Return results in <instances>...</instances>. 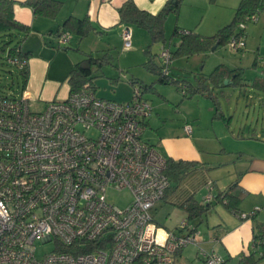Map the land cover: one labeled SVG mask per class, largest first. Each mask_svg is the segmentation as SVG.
<instances>
[{"label": "built area", "instance_id": "built-area-1", "mask_svg": "<svg viewBox=\"0 0 264 264\" xmlns=\"http://www.w3.org/2000/svg\"><path fill=\"white\" fill-rule=\"evenodd\" d=\"M248 22L258 23L259 15ZM122 38L131 49L129 29ZM71 39L65 33L57 42ZM246 46L242 35L227 47L240 53ZM159 57L163 76H170L171 50L164 46ZM8 62L19 73L28 67L19 56ZM128 83L127 102L99 97L88 82L41 111H33L25 91L16 97L0 92V264H175L181 250L198 244L197 229L187 221L173 232L154 219L171 185L167 159L144 139L152 104L139 84ZM110 189L130 191V203L110 202ZM38 241L53 250L39 258ZM198 255L206 264L225 262L203 249Z\"/></svg>", "mask_w": 264, "mask_h": 264}, {"label": "crops", "instance_id": "crops-1", "mask_svg": "<svg viewBox=\"0 0 264 264\" xmlns=\"http://www.w3.org/2000/svg\"><path fill=\"white\" fill-rule=\"evenodd\" d=\"M13 1L16 3L14 6L16 20L31 28V31L25 37L22 49L30 54L28 60L30 77L25 93L32 104H39L43 109L51 101L66 100L71 94V84L69 82L71 71L76 64L87 59L89 55L98 58L96 57L98 52L109 51L110 54L108 55L112 56V64L108 66H113L112 51L123 42L122 35L126 29L133 30L131 31V51L140 56L138 63L155 80L146 83L145 80L148 77L147 79L143 78L142 74H136V71L131 72V76H129L128 71L124 75L128 79L141 82L143 85H152L157 82V77L146 69L145 63L150 61V56H153L155 62L160 65L159 55L158 58L155 57L152 48L158 44L162 46V43L154 44L151 35L142 28L121 23L119 10L128 0H57L63 4V7L56 19L36 16L31 8L22 5L27 0ZM168 1L134 0L135 5L140 10L153 15L159 14ZM240 1L235 0V3H227L231 5L233 11V9H237L236 7ZM189 2L202 3L203 6H208V0H185L179 15L171 14L168 17L165 30L170 20H174L172 18H176V28L180 31L194 32L203 37H212L221 30L220 15L223 3L220 0L216 2L217 5L218 3L222 4L219 5L220 11H216L214 20L211 19L205 26L196 21L194 12H191V15L192 19L195 18V21L187 22V16L190 15L187 14ZM209 9L212 15L217 7L210 4ZM196 14L198 16V13ZM69 18H88L93 30L83 40L72 35V39L67 45L59 46L56 33L62 29ZM202 18L206 19L205 16H202ZM197 30L201 32L199 33ZM262 37L263 34H261ZM166 38L168 42L164 43V46L171 48L172 51H175L181 44V36H171L169 38L166 35ZM103 43L105 45L101 48L100 46ZM246 45L245 51L239 53L244 58L247 57L246 54L249 49L247 40ZM99 47L102 50H97L95 53V49H99ZM213 48L207 52L189 57H176L174 59L175 64L176 61L180 60L183 63L172 65L173 72L176 71L177 76H174L172 71L171 76L176 80L186 81L182 75L186 74L187 66L191 60L192 63L195 62L198 67H201L202 73L200 74L205 77L210 76L220 65H226L231 69H243L246 74L247 70L243 68L241 61L237 63L234 59L226 60L225 57H218L220 46L216 50H213ZM148 50L151 52L150 56L146 53ZM251 52L254 54L253 69L264 68V64L263 66L258 64L255 67V61L258 57L264 60L262 57L264 54L262 39L256 50L252 49ZM211 58L215 63L211 74L206 76L203 71L207 66L206 61H210ZM128 65H131L126 66L131 71L136 66L133 63H128ZM122 72V70L119 71V73ZM194 79L192 83L197 84L198 79ZM262 79H264V75L252 79L246 77V80L251 81L250 83ZM118 80L113 79V84L117 83ZM185 83L188 84V81ZM93 85L97 95H100L99 97L111 100L116 98V91L112 94L104 92L101 95L97 84L93 82ZM242 89H244L242 93L243 97L246 98L247 105V109L241 111L244 118L237 117L240 110H238L239 108L233 110L231 106L232 98L228 96L226 89L216 91L225 120L217 116L216 106L208 98L196 96L188 100L183 98V94L182 97L174 95L173 98H169L167 94L156 91L155 94L159 101L154 103L147 94L149 92H145V98L152 104L154 110L147 122L144 139L156 146L166 158L196 164V169L185 178L179 189L157 204L153 210L155 221L158 223L156 220L157 210L166 206L181 210L183 219L186 221L187 214L180 208L182 204L191 198L199 203H205L206 197L210 195L213 197L211 210L202 219L190 222L199 234L198 244L187 246L180 251L175 264H178L189 248H193L196 254L199 253L200 249H203L222 257L225 261H229L228 264H236L242 254H248L254 249L255 238L263 231L264 97L261 98V95L264 96V91L250 86ZM177 91L179 90L177 89ZM256 94L259 96L258 102L252 99ZM122 95L121 100L116 98L115 101L127 102L131 99L132 87L129 83L127 92ZM223 99L228 102L226 108L223 106ZM237 101V105L240 107V99ZM173 105H177V114L179 115L176 119L170 121L165 117V114L167 108ZM189 105L196 106V111L193 113L185 112L184 106L186 108ZM187 125L192 126L190 134L185 131ZM225 192L233 195L241 194V202L234 210L228 208L218 198ZM251 213L254 214L249 218L244 219L241 217L242 214ZM259 227L262 228L259 230ZM164 228L179 232V226H176L175 230ZM258 250L264 256V244ZM185 259L187 261V258Z\"/></svg>", "mask_w": 264, "mask_h": 264}, {"label": "trees", "instance_id": "trees-1", "mask_svg": "<svg viewBox=\"0 0 264 264\" xmlns=\"http://www.w3.org/2000/svg\"><path fill=\"white\" fill-rule=\"evenodd\" d=\"M184 2L185 0H169L159 14L153 15L147 11L140 10L135 5L134 0H128L119 10L121 23L146 30L151 35L154 44L166 43L168 42V39L166 38L165 23L171 14L179 15ZM15 4L16 3L13 0H0V60L3 61V65H7L12 68L14 67L8 62L9 56H19L27 61L30 58V54L23 51L22 44L25 37L31 31V28L16 20L14 14ZM22 5L31 8L36 16H43L49 19H56L63 7V4L57 0H27L22 3ZM262 11H264V0H241L238 8L236 9L233 21L219 30L212 37H203L190 31H186L188 33L183 34V31L176 28L172 37L181 36V44L175 51H172L171 48H169L171 50L173 60L176 57H189L195 54L207 52L216 44H219V46H228L232 38H239L242 35H245L246 30H241L240 25L242 23H247L248 18L259 14ZM92 30L93 28L88 18H69L62 26V29L57 31L56 34L57 39L65 33H70L71 35L79 37L80 40H83L91 34ZM146 53L149 56L151 55L149 50ZM150 57V61L145 63V67L149 72L157 77V82L152 85H143L135 79H128V81L131 80L133 84H139L144 92H156L155 84L158 83L176 86L183 94L184 99L190 100L196 96L208 98L215 104L217 116L224 120L226 118L221 111L219 97L216 93L217 90H223L226 87L241 89L250 86L264 91V79L252 81V83H250L251 81L246 80L245 70L231 69L226 65H220L210 76L198 79L197 84L192 82H188L187 84L185 83L186 81L174 79L171 74L167 77L163 76L162 61L160 60V65H158L155 62L154 57ZM110 64H112V56L108 54H106L103 58H95L89 55L87 59L76 64L71 71L69 79L71 84V93L79 92L88 82L93 84L94 71L104 68ZM257 65L258 61L256 60L255 67ZM19 74L22 80L21 93H23L30 77L29 68L27 67ZM225 81L229 82L228 85H225ZM181 85L187 86L184 90L185 92L180 88ZM166 159V176L169 178L171 183L170 188L166 193L167 197L170 194H174L179 189L185 178L196 169V164L184 161H175L168 157ZM218 198L231 210H234L241 202V194L233 195L229 192H225ZM212 207V201L210 203H199L194 198L187 200L180 206V208L187 214L186 221L188 223L202 219ZM261 228L262 227H259V230ZM258 241H264V228L262 233L255 238L254 249H252L248 254H242L236 264L260 263L264 256L259 252L258 248H261L264 243L260 247H257L256 245ZM228 263L229 261L224 262V264Z\"/></svg>", "mask_w": 264, "mask_h": 264}, {"label": "rangeland", "instance_id": "rangeland-1", "mask_svg": "<svg viewBox=\"0 0 264 264\" xmlns=\"http://www.w3.org/2000/svg\"><path fill=\"white\" fill-rule=\"evenodd\" d=\"M223 3V7L222 9L219 7V5L221 6V3H218V5L216 4L217 0H208L207 3V7L203 6L202 3L199 4H195L193 2H189L188 6H187V14H190L187 16L188 21L187 22H194L195 18L192 19V15L191 12H194V14L196 15V21L199 22L200 25H207L208 22H210V20H214L215 15L214 13L216 11H220L219 9H221L222 13L220 15V22L222 24V28H224L225 26H227L228 24H230L235 16L236 13V9H233L232 11V7L229 3L234 2L235 0H220ZM229 2V3H227ZM213 5L217 7V10H214V12L210 13V9L209 6ZM238 4V3H236ZM240 4V3H239ZM205 5V4H204ZM239 5H237L236 8H238ZM197 7V8H195ZM197 9V10H196ZM198 13V16L197 14ZM259 15V23H253V22H248L247 23V29L245 31V35H246V40L249 43V49L248 52L246 54V58L242 57L241 54L239 53H234L230 50L229 47L227 46H220V48L218 49V57H225L226 60H236L237 63H239L241 61V64L243 66V68H246L247 72L245 74V77L252 79L255 77H260L261 75H264V68L263 67H258L257 70L253 69L252 64H253V58H254V54L251 52L252 49L256 50V47L259 46L261 39H262V43L264 46V11H262L261 13L258 14ZM202 16H205L206 19L202 18ZM177 17V16H176ZM174 20H170V22L166 25L167 29H166V35L167 37H171L174 33V30L176 28V18H172ZM202 19H204V21H202ZM194 20V21H193ZM133 31V30H131ZM199 33L201 32L200 30H197ZM261 34H263V37L261 38ZM124 42V41H123ZM121 43L116 49H114L112 51V55H113V66H106L104 68L101 69H97L94 72V82L97 84L98 86V90L100 91V94L102 95L104 92H106L107 94H112L116 91L115 96L116 98H118V100H121V98H123L122 94L127 92L128 89V78H124V74H127L126 71H128L129 76L132 75L131 72L136 71V74H142L143 78L148 77L146 83L151 82V80H155L153 79V76L150 75L143 67L142 65H140L139 59L140 56H138V54L134 51H131V49L127 50L125 49L124 43ZM105 44L103 43L100 47L102 48ZM162 46L164 47V43H162ZM161 46V44L158 45H154V47L152 48V53L155 55V57L158 58V55H160L161 50L163 49V47ZM95 49V53L97 52V50H102V49ZM215 47V46H214ZM95 48V47H94ZM169 48V47H167ZM109 52V51H108ZM106 51H102V52H98L96 54V57H100L103 58L106 54H110ZM242 53V52H240ZM237 54V55H234ZM141 55V54H140ZM144 55V52H143ZM264 58V54L262 56ZM214 58V57H213ZM211 58V60H207L206 62V69L205 71H203L205 73L206 76H208L209 74H211V70L213 69V64L215 63V61H213ZM160 59V57H159ZM180 60V59H177ZM2 60H0V92H4L7 95H13V96H18L21 95V88H22V80L20 77V74L18 72V70L16 68H12L9 67L7 65H3L2 64ZM142 62V61H141ZM128 63H133L136 66L133 68V70L131 71V69L129 67L126 66H131L128 65ZM179 63H183L182 60L180 61H176V64L179 65ZM138 64V65H137ZM175 64V60H173V65ZM175 64V65H176ZM172 68V67H171ZM122 70V73H119V71ZM173 72V68L171 70ZM201 71V67H198L196 65V63H192L189 62V65L187 66V71L186 74L182 75L183 79H185L188 82H193L195 79H202L205 76H202L203 74ZM174 76H177V72L174 71L173 72ZM113 79H119L117 81V83L113 84ZM226 89V91H228V96L230 98H232V102H231V106L233 107V110L239 108L238 110H240V112L237 113V117L238 118H244V114H241V111H244L247 109V105L245 102V99L243 97V91L244 89H239V88H233V87H226L224 88ZM155 90L159 91L160 93H164L167 94L169 96V98H173L174 95H179L182 97V93L181 91H177V87H175L174 85H162V84H155ZM156 92H149L147 93L149 95V98L155 103L158 102V97L155 94ZM100 96V95H99ZM264 97L261 95V98ZM116 98H113L114 100H117ZM238 99H240V107L237 105L238 104ZM256 102H258L259 100V96H256L254 98ZM251 99V100H252ZM123 100V99H122ZM223 106L226 108L227 107V100L223 99ZM32 109L33 111H41V106L39 104H32ZM177 105L176 106H169L166 110V114L165 117L168 120H173L176 119V117L179 115L177 114ZM185 110V112L188 113H193L196 111V106H192L189 105L185 108H183ZM107 198L110 202L114 203L115 205L124 208L126 207L130 201H131V193L130 191H117L114 189H110L108 190L107 193ZM165 207V206H164ZM156 220L158 221L159 224H161L162 226L168 228V229H176V226H181V224L184 222L183 219V212L181 210H176L174 208H171L169 206H166L165 208H159L157 210V215H156ZM38 245V250H37V255L38 257H43L45 254L51 252L54 248L52 243H48V244H42V242L38 241L37 242ZM262 250V249H261ZM208 252V251H207ZM209 254H211L210 252H208ZM187 258V261L186 259ZM178 264H206L201 256H199L198 254L195 253L193 248H189V250L186 252L185 256L179 260ZM259 264H264V258L260 261Z\"/></svg>", "mask_w": 264, "mask_h": 264}, {"label": "water", "instance_id": "water-1", "mask_svg": "<svg viewBox=\"0 0 264 264\" xmlns=\"http://www.w3.org/2000/svg\"><path fill=\"white\" fill-rule=\"evenodd\" d=\"M219 44H216L215 47L213 48V50H216L218 48ZM228 81H225V85H228Z\"/></svg>", "mask_w": 264, "mask_h": 264}]
</instances>
